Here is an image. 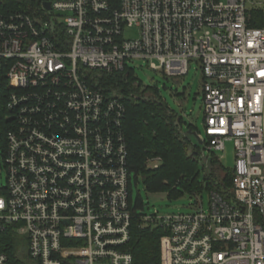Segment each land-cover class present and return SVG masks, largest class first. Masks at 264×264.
<instances>
[{"label": "built area", "instance_id": "1", "mask_svg": "<svg viewBox=\"0 0 264 264\" xmlns=\"http://www.w3.org/2000/svg\"><path fill=\"white\" fill-rule=\"evenodd\" d=\"M39 2L0 9V89L7 82L14 123L0 235L26 236L35 264H134L128 244L139 215L143 228L167 232L162 264H264V0ZM133 29L139 36L128 38ZM135 61L167 77L197 63L207 149L234 144L230 197L209 191L204 208L194 193L191 213L132 206L127 108L90 77L137 79ZM0 264L13 261L0 252Z\"/></svg>", "mask_w": 264, "mask_h": 264}, {"label": "trees", "instance_id": "2", "mask_svg": "<svg viewBox=\"0 0 264 264\" xmlns=\"http://www.w3.org/2000/svg\"><path fill=\"white\" fill-rule=\"evenodd\" d=\"M16 7L28 10L41 6L39 0H0V9ZM256 25V24H255ZM256 26H261L256 25ZM91 83L108 98L121 99L127 108L125 130L129 146L130 201L136 209H144L141 195L133 198V179L143 183L150 194L166 193L170 199H179L184 194L193 195L206 191H217L230 197L234 172L225 171L220 160L209 151L212 169L204 163L203 151L193 144L184 132L185 122L180 115L170 110L163 101L156 86L143 87L142 82L133 78L132 71L108 74L94 71ZM7 82L0 89V167L7 151V136L14 123L9 119ZM193 131V126L188 125ZM206 150L209 141H205ZM161 157L158 169L147 166L149 159ZM207 171V174H204ZM224 173V175L221 174ZM167 232L160 227L143 228L138 217L133 221L128 251L134 264H162V238ZM12 230L0 235V252L7 253L13 264H19Z\"/></svg>", "mask_w": 264, "mask_h": 264}, {"label": "rangeland", "instance_id": "3", "mask_svg": "<svg viewBox=\"0 0 264 264\" xmlns=\"http://www.w3.org/2000/svg\"><path fill=\"white\" fill-rule=\"evenodd\" d=\"M139 36L138 29H133L127 33V37L135 39ZM128 66L135 72V77L143 83V87L156 86L160 91L163 101L170 110L176 112L183 118L184 132L193 142L201 147L203 151L204 163L208 169H212L209 151L206 150L205 141H208L205 129L204 101L202 93V75L196 62H191L189 74L184 77H167L160 71L150 69L149 65L143 61L128 63ZM193 126V131L188 129V125ZM200 140L203 143H200ZM1 152V151H0ZM214 157L218 158L225 171H230L235 166V149L233 142L228 141L224 151L214 152ZM207 174V171L204 173ZM222 175L224 173L221 172ZM7 186V171L2 165L0 167V190ZM141 195L144 202V209H139L143 214L161 215L173 213H191L195 210L196 197L184 194L179 199H170L166 193L150 194L143 183H135L133 179V198L137 199ZM200 202L204 208L209 206V192L204 190L199 195ZM13 239L16 252V259L19 264H35L28 254V239L26 236H18Z\"/></svg>", "mask_w": 264, "mask_h": 264}, {"label": "water", "instance_id": "4", "mask_svg": "<svg viewBox=\"0 0 264 264\" xmlns=\"http://www.w3.org/2000/svg\"><path fill=\"white\" fill-rule=\"evenodd\" d=\"M45 7H46L47 9H51V5H50V3H46V4H45ZM200 143H203V141L200 140Z\"/></svg>", "mask_w": 264, "mask_h": 264}]
</instances>
